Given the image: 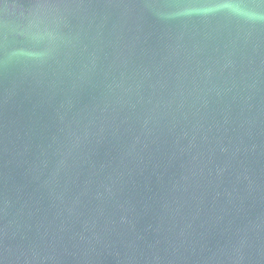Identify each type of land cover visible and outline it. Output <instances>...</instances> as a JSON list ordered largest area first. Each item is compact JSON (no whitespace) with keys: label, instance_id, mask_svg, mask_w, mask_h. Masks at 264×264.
<instances>
[{"label":"water","instance_id":"1","mask_svg":"<svg viewBox=\"0 0 264 264\" xmlns=\"http://www.w3.org/2000/svg\"><path fill=\"white\" fill-rule=\"evenodd\" d=\"M0 264H264V0H0Z\"/></svg>","mask_w":264,"mask_h":264}]
</instances>
